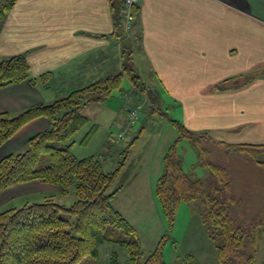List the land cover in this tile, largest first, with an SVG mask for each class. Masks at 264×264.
Returning a JSON list of instances; mask_svg holds the SVG:
<instances>
[{
    "label": "crops",
    "instance_id": "0c3cea01",
    "mask_svg": "<svg viewBox=\"0 0 264 264\" xmlns=\"http://www.w3.org/2000/svg\"><path fill=\"white\" fill-rule=\"evenodd\" d=\"M10 2L13 7L0 14V61L24 55L36 79L0 88V112L14 116L123 71L122 0H0V7ZM138 7L132 30L141 38L130 57L135 69L145 64L162 84L185 126L211 128L228 143L263 145L264 0H141ZM256 68L260 78L231 86L232 78L241 76V84ZM223 83L230 88L217 85ZM124 95L112 93L82 112L97 105L124 118ZM49 127L40 116L7 142L21 130L28 135ZM119 193L113 203L129 219L117 203Z\"/></svg>",
    "mask_w": 264,
    "mask_h": 264
},
{
    "label": "trees",
    "instance_id": "16d2710c",
    "mask_svg": "<svg viewBox=\"0 0 264 264\" xmlns=\"http://www.w3.org/2000/svg\"><path fill=\"white\" fill-rule=\"evenodd\" d=\"M13 5L10 2L1 6L0 14L3 16ZM138 10L139 7L135 15ZM117 19L122 24L120 9ZM124 73L134 86H140L133 61L125 55L123 71L76 88L52 103L32 105L14 116L0 112V147L28 122L40 116L50 120L49 128L29 138L26 151L10 153L0 160V191L15 183L43 180L62 185L66 194L73 186L77 196L69 206L48 198L0 211V264H76L87 255L97 256L100 244L106 242L126 246L130 264H166L165 238L146 254L138 230L113 203L131 176L128 171L121 173L133 142L124 149L119 166L111 171L103 169L100 157L79 158L72 151L74 141L70 139L88 121L81 112L82 106L110 97L120 87ZM28 79L36 78L31 77L30 64L24 55L0 61V88ZM252 79L253 76H248L241 84L231 86L239 87ZM222 86L230 88L227 83ZM96 92L101 96L92 98L90 95ZM172 121L179 136L165 154V169L155 187L170 227L182 202L202 198L209 204L204 221L209 223L214 238L216 231L221 236L216 243L220 262L254 264L258 237L264 232V209L259 215L247 217L244 209L247 198L235 193L231 170L207 158L203 143L209 139V132L194 131L178 120ZM181 140L197 149L198 164L210 171L206 179L185 170L178 152ZM227 148L249 156L263 150L264 144H234ZM62 211L75 219L63 217Z\"/></svg>",
    "mask_w": 264,
    "mask_h": 264
},
{
    "label": "rangeland",
    "instance_id": "374dc122",
    "mask_svg": "<svg viewBox=\"0 0 264 264\" xmlns=\"http://www.w3.org/2000/svg\"><path fill=\"white\" fill-rule=\"evenodd\" d=\"M123 37L127 40L125 55L130 56L132 44H140V33L134 34L132 30ZM135 70L140 76V86H134L130 77L124 73L120 87L113 92L115 96L117 93H125L123 100L127 107L126 116H116L107 108L98 109L97 105L88 106L84 111L88 117L87 123L70 139L74 141L72 151L79 158L100 157L103 169L111 171L119 166L124 149L133 142L121 173L122 175L128 171L131 176L120 190V201L117 203L138 230L145 253L152 252L160 240L165 238L163 256L166 264H222L216 247L221 236L216 231L214 238L209 223L204 221L209 211L207 202L202 198L182 202L176 211L173 227H170L162 210L155 187L165 169V154L179 136L178 128L172 120H178L184 125L186 123L184 114L179 115L177 105L168 98L162 84L149 74L145 64L138 63ZM248 76H253V79L260 78L259 68L243 74L242 77L247 79ZM240 77L232 80L235 79V83ZM90 96L94 98L101 95L96 92ZM94 102L98 101H89L87 104ZM134 109L138 112V120L130 123V112ZM194 131L210 133L209 139L203 143L208 151L207 158L231 170L235 193L247 198L244 208L247 217L250 219L259 215L264 209V164L258 160L264 161V151L248 156L244 152L227 148L234 144L228 143L220 132L214 133L211 128ZM36 133L38 132L24 135L21 130L15 139L0 147V160L10 153L26 151L29 138ZM121 133V140L114 142L111 139ZM22 135L24 136L21 137ZM178 152L186 171L203 179L210 175L208 168L198 164V151L190 142L181 140L178 143ZM48 198L69 206L77 199L75 187L71 186L66 194L62 185L43 180L15 183L0 191V211L21 208L28 203L41 202ZM61 215L75 219L66 211H62ZM76 264H130L129 252L126 246L106 242L100 244L97 256L87 255ZM254 264H264V232L258 237Z\"/></svg>",
    "mask_w": 264,
    "mask_h": 264
},
{
    "label": "built area",
    "instance_id": "2783aa9c",
    "mask_svg": "<svg viewBox=\"0 0 264 264\" xmlns=\"http://www.w3.org/2000/svg\"><path fill=\"white\" fill-rule=\"evenodd\" d=\"M141 0H122L120 7V15L122 17L123 23V34L126 35L130 33L134 26V21L136 18L135 9L139 6ZM130 120L135 122L138 120V112L137 110H132L130 112ZM133 125V124H132ZM123 138V134L121 133L119 136L111 137L114 142H117Z\"/></svg>",
    "mask_w": 264,
    "mask_h": 264
},
{
    "label": "water",
    "instance_id": "95a60500",
    "mask_svg": "<svg viewBox=\"0 0 264 264\" xmlns=\"http://www.w3.org/2000/svg\"><path fill=\"white\" fill-rule=\"evenodd\" d=\"M235 83H238L237 81Z\"/></svg>",
    "mask_w": 264,
    "mask_h": 264
}]
</instances>
